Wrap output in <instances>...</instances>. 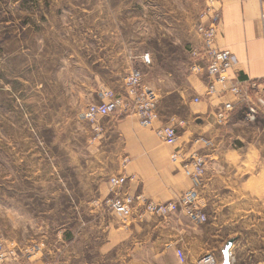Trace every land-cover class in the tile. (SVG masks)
Here are the masks:
<instances>
[{
    "label": "rangeland",
    "instance_id": "1",
    "mask_svg": "<svg viewBox=\"0 0 264 264\" xmlns=\"http://www.w3.org/2000/svg\"><path fill=\"white\" fill-rule=\"evenodd\" d=\"M205 10L204 0H0V241L16 251L5 264H106L92 257L101 225L96 187L108 164L91 126L102 118L80 115L102 91L121 94L134 68L155 89L159 115L183 113L179 92ZM247 124L238 126L247 136L241 153L264 159V113ZM206 216L197 225L209 241L203 253L221 264L233 238L230 264L264 257L256 237L238 236L235 214L217 225ZM159 253L131 264H176Z\"/></svg>",
    "mask_w": 264,
    "mask_h": 264
},
{
    "label": "crops",
    "instance_id": "2",
    "mask_svg": "<svg viewBox=\"0 0 264 264\" xmlns=\"http://www.w3.org/2000/svg\"><path fill=\"white\" fill-rule=\"evenodd\" d=\"M220 4L221 24L216 44L236 59L229 76L241 80L263 77L261 1L220 0ZM205 74L186 75V84L179 92L183 113L167 118L159 115L156 125H173L177 135L175 143L164 142L154 131L140 126L133 114L100 117L102 119L91 126L93 144L101 150V161L108 164L104 173L106 180L98 181L96 187L94 210L101 215V225L98 252L92 253V257H100L106 264L116 261L131 264V257L146 262L147 257H159L160 251H167L176 258V248L180 247L186 257H190L191 261L187 260L186 264H195V259L209 250V241L200 227L190 223L182 212L166 218L148 216L143 221L131 220L124 224L120 217L115 218L103 208L105 200L112 195L107 179L117 175L133 177L120 189L122 192L142 194L155 202L178 197L189 187L190 181L181 162L171 160L174 152L183 156L199 152L207 156L198 192L204 212L213 216L210 223L217 225L225 213L235 214L238 236L242 233L254 236L258 246L264 247V159L241 153L247 137L238 130V126L247 124L242 104L235 103L226 118L219 120L217 112L224 101L233 97L204 98ZM146 85L155 90L150 84ZM195 97H200L199 101L194 102ZM198 137L208 139L210 145L197 143ZM245 144L249 152L254 149L253 142ZM83 253H76L75 257H85ZM255 262L263 264L264 257H257Z\"/></svg>",
    "mask_w": 264,
    "mask_h": 264
},
{
    "label": "built area",
    "instance_id": "3",
    "mask_svg": "<svg viewBox=\"0 0 264 264\" xmlns=\"http://www.w3.org/2000/svg\"><path fill=\"white\" fill-rule=\"evenodd\" d=\"M206 10L203 24L198 28L200 43L190 50V72L196 75L206 73L207 83L204 98L211 96L226 98L232 95V100H226L217 112V118L224 120L227 114L234 109L235 103L245 107L244 121L253 123L260 113H264V76L259 79L231 78L229 71L235 64V57L226 49L218 47L216 39L221 24V4L218 0H204ZM261 1L260 22L264 44V0ZM209 3V4H207ZM124 91L116 94L111 90L100 93L101 102L87 106L80 115L83 119L95 120L100 117L120 116L133 114L137 117L139 125L151 129L164 142L175 143L177 135L173 125L159 124L158 96L149 86L142 82V73L139 69H131L123 81ZM195 97L194 101H199ZM203 146H209L210 141L204 137L195 140ZM173 162L180 161L186 177L190 181L189 187L178 197L166 202H155L145 198L142 194L131 195L120 189L128 179L125 175L111 176L108 179L111 198L105 202L118 214L124 224L131 220L143 221L148 216L166 218L174 213L182 212L192 224H202L207 216L199 203L198 186L205 172L207 156L199 152L187 156L174 152L171 155ZM176 264H186L187 257L178 247L175 251ZM16 255L14 249H7L0 241V264H5L8 259ZM22 256L34 257L33 252ZM31 264V263H29ZM195 264H219L213 252H206L195 260Z\"/></svg>",
    "mask_w": 264,
    "mask_h": 264
},
{
    "label": "water",
    "instance_id": "4",
    "mask_svg": "<svg viewBox=\"0 0 264 264\" xmlns=\"http://www.w3.org/2000/svg\"><path fill=\"white\" fill-rule=\"evenodd\" d=\"M234 242L233 238H230L227 240V242L225 243L223 249H222V262L221 264H230V248L232 246Z\"/></svg>",
    "mask_w": 264,
    "mask_h": 264
},
{
    "label": "bare ground",
    "instance_id": "5",
    "mask_svg": "<svg viewBox=\"0 0 264 264\" xmlns=\"http://www.w3.org/2000/svg\"><path fill=\"white\" fill-rule=\"evenodd\" d=\"M201 181V180H200ZM201 184V183H200ZM199 187V186H198ZM197 191H198V189H197Z\"/></svg>",
    "mask_w": 264,
    "mask_h": 264
}]
</instances>
